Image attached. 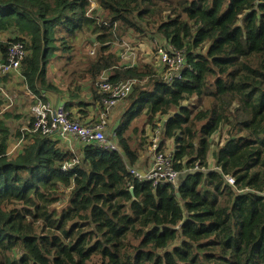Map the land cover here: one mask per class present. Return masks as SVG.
<instances>
[{
    "label": "trees",
    "instance_id": "obj_1",
    "mask_svg": "<svg viewBox=\"0 0 264 264\" xmlns=\"http://www.w3.org/2000/svg\"><path fill=\"white\" fill-rule=\"evenodd\" d=\"M91 1L0 0V34H11L0 52L25 45L21 73L37 99L60 91L77 99L84 90L99 105L103 73L112 84L137 81L113 131L119 151L66 149L25 132L10 156L11 112L2 115L0 264H264V0H93L104 19ZM148 30L183 51L179 77L121 66L110 52L116 39ZM78 36L93 55L79 54L71 67ZM53 59L68 72L65 89L46 76ZM72 106L64 104L71 119ZM143 112L165 118L177 187L153 188L127 170L142 155L129 130ZM216 133L225 137L209 169Z\"/></svg>",
    "mask_w": 264,
    "mask_h": 264
},
{
    "label": "built area",
    "instance_id": "obj_2",
    "mask_svg": "<svg viewBox=\"0 0 264 264\" xmlns=\"http://www.w3.org/2000/svg\"><path fill=\"white\" fill-rule=\"evenodd\" d=\"M91 10V8H90ZM127 53L120 55L128 66L132 67L134 62L133 54L127 45H124ZM90 54V53H89ZM29 55L22 42H13L6 48L5 55L0 52V96L2 99L12 103V97L7 96V90L2 84V78L17 77L24 84V77L21 73V66ZM90 55H93V51ZM131 56L132 62L125 60ZM157 64L166 70V80L179 77L185 69V55L183 51L177 50L173 45L164 43L155 51ZM136 79L128 80L118 84H112L108 81V75L103 73L97 82L98 91L103 95L97 118L91 123H81L77 119H71L69 113L65 111L63 105L53 106L49 102L35 98L33 104L29 107L31 120L30 126L23 130L29 134H40L54 141H71L76 140L82 145L96 144L108 151H119L113 131L108 128L109 120L113 115V110L117 104L125 99L136 85ZM27 90L26 85L24 84ZM14 99V97H13ZM163 132V125L157 129V133ZM152 163L146 170H137L133 167H127L129 173L137 180L149 182L153 188L160 184L170 183L177 187L180 183V173L174 168L173 156L167 155L152 149ZM228 185H234V179L231 174L225 176Z\"/></svg>",
    "mask_w": 264,
    "mask_h": 264
},
{
    "label": "rangeland",
    "instance_id": "obj_3",
    "mask_svg": "<svg viewBox=\"0 0 264 264\" xmlns=\"http://www.w3.org/2000/svg\"><path fill=\"white\" fill-rule=\"evenodd\" d=\"M92 10H96V15L100 19L105 18V13L98 7L95 1H91V7ZM9 37H11L10 33H3L0 34V43L5 42ZM122 41L116 39L113 41L110 45V52L113 53L116 57L120 58V55H123L124 53H127V51L124 50V45H127L130 49V53L133 54L134 62L133 65L142 67L143 65L152 66L156 73L158 75L165 76L166 70L162 66H159L157 64V59L155 56V51L159 46H163L164 42L161 40V38L157 34H152L151 30L146 31L142 36H139L138 34L134 33L133 31H130L127 33V35H124V37L121 39ZM86 36H78V39L74 41V46L76 48V52L74 53V62L71 67L75 65V62L77 60V57L79 54H87L93 51L94 48L88 46L86 44ZM59 55H62L60 53H57ZM89 54V55H90ZM55 56V54L53 55ZM52 58V57H51ZM125 60L129 61L130 64L132 62L131 56H127ZM120 65L128 66V62H124L120 59ZM65 65L63 64V61L57 59H53L49 62H47L46 66V76L48 79L58 86L59 89H65L68 84V72L65 73L63 71V68ZM109 72H105V74L108 75ZM17 90L8 88L7 96L8 97H14V94ZM51 94V93H50ZM88 95V92L81 90L79 97ZM0 100L6 105V107H9V101L2 99L0 96ZM194 99L189 100L188 102H184L183 105L185 106H191L194 103ZM48 102V101H47ZM33 103L29 104L28 107H30ZM118 106L115 107L113 110V115L109 120L108 128L109 131H114L118 125L121 122V118L124 114L125 109L128 107V103H126V99H123L120 101ZM209 102L204 101L203 106H208ZM13 106V105H12ZM100 109V106H99ZM8 110V108L6 109ZM4 114V113H3ZM3 114H0V119ZM14 119V118H12ZM165 118L164 116H161L159 114L155 115L154 118H150L148 115H146V112L141 113L138 117L134 118L130 125L129 135L130 138L135 144H138L139 149H141L142 152L148 153L149 157L152 158V149L153 146H156V150L160 151L162 153H165L167 155H172L175 151V143L172 139H164L163 133L158 134L157 129L162 126ZM8 124V129L10 131V138L8 141L9 144V155L14 156L17 152H20V147L25 143L26 135L24 138H21V135L25 134V131L20 132L19 127L21 124L18 123V119L14 122L13 120H10V122H5ZM26 127L29 125V119H26ZM18 127V128H17ZM134 130V131H133ZM225 135L223 133H216L212 136V145L210 147L209 153H208V161L209 164L214 163L213 154L216 150V147L222 143ZM138 138L140 139V143H138ZM16 144V145H14ZM19 147V148H18ZM149 160V159H148ZM208 164V168L211 169L213 166H210ZM205 172L206 170L203 169Z\"/></svg>",
    "mask_w": 264,
    "mask_h": 264
},
{
    "label": "crops",
    "instance_id": "obj_4",
    "mask_svg": "<svg viewBox=\"0 0 264 264\" xmlns=\"http://www.w3.org/2000/svg\"><path fill=\"white\" fill-rule=\"evenodd\" d=\"M2 84L4 88L7 90V92H8V88L14 89L17 91L14 94V99L12 97V103L10 104L9 107H6L4 103L1 104L0 114H3V113L5 114L6 111L10 110L11 117L6 119L5 121L10 122V120H13L15 122L16 119H18V123L21 124L19 129L23 130L24 128H26V125H25L26 119L30 120L28 106L29 104L34 102L36 96L32 94L28 89L26 90L23 82H20L17 77L6 78V80H2ZM45 97H46V100L53 106H58V105L64 106L65 103H72L73 106L70 110V113L73 115V119H77L81 123H91L97 118L98 111H99V105L95 103L93 104L91 102L92 98L90 97L89 94L86 96L83 95L81 97H78L77 99L75 98L71 99L69 98V96L67 95L65 91L64 92L60 91V93L58 94H55V93L45 94ZM79 102H81L82 104L77 105V103ZM7 108L8 110H6ZM8 124L9 123H7V125ZM60 145L65 147L66 149L76 150L77 147L81 144L76 140H71V141L60 142ZM9 150L10 149H8V154H9ZM151 163H152V158L149 157V154L147 152L146 153L142 152V155H140V157L138 158L133 168L137 170H146L151 166ZM208 164H209V161H208ZM210 166H213L211 169H214L215 163L211 164Z\"/></svg>",
    "mask_w": 264,
    "mask_h": 264
},
{
    "label": "water",
    "instance_id": "obj_5",
    "mask_svg": "<svg viewBox=\"0 0 264 264\" xmlns=\"http://www.w3.org/2000/svg\"><path fill=\"white\" fill-rule=\"evenodd\" d=\"M129 191L132 193V188H129Z\"/></svg>",
    "mask_w": 264,
    "mask_h": 264
}]
</instances>
